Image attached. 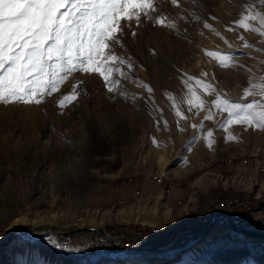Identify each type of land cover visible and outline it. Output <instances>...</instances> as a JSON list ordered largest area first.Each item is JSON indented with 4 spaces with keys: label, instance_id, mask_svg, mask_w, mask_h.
I'll return each instance as SVG.
<instances>
[{
    "label": "rangeland",
    "instance_id": "rangeland-1",
    "mask_svg": "<svg viewBox=\"0 0 264 264\" xmlns=\"http://www.w3.org/2000/svg\"><path fill=\"white\" fill-rule=\"evenodd\" d=\"M153 2L158 10L153 19L149 21L142 18L139 26L133 22L131 29L125 26L121 35L123 48H115L117 55L126 61L130 58L133 68L129 70L127 64L118 65L130 78H122L119 73H115L113 78L118 79L120 83L113 94L106 91L98 74L86 75L77 72L73 73L61 85L58 93L47 98V102L44 104L39 106L0 105V183L5 181L7 184L5 192L2 188V191L0 190V248L18 237L22 242L18 244L22 246L20 247L22 251L16 264H58L57 260L52 259L53 257H57L61 261L60 264H100L103 260L118 262V260L125 259L123 255H119V258L115 255L113 259L110 257L95 258L76 253L74 249L70 251L56 249L57 240L62 234L69 233L74 237H89L94 231L84 228H100L104 224L119 221L114 217V213L118 209H122L127 214L129 219L126 222L146 224V226L139 225L145 230H148V225L158 227V233H160H157L158 237L142 240L143 245L149 242L155 244L160 239L163 241L155 251L128 256L129 259H145L151 264H160L175 259L198 243L206 233L196 242L192 241L187 246L182 241L180 243L175 241L178 230L173 231L172 238H165L164 234L169 229L186 223L191 226H206L207 220L200 219V216L203 217L208 212V208L214 206L216 199L222 194L221 187L227 188L230 193H233L231 187L248 189L255 195L254 187L250 188V185L246 184L247 186L242 188L239 185L244 182L241 180V176L252 175L257 181H264V130L246 129L243 125H230L227 130L223 127L224 133L217 136L213 122L221 114L223 117L227 114L218 113L210 121L204 119L209 111L216 112L212 102L217 95L227 99L220 94L219 87L223 92L240 96H243L245 90L256 93L260 91L261 87H264V38L238 26L235 31L226 30V26L233 27L235 21L249 16L250 13H256L258 17L264 16V0H177L178 7L173 5L171 0H153ZM63 10L61 9V11ZM156 16L166 17L167 21L175 26L155 25ZM247 22L251 27L264 31V26L260 25L259 18L257 20L248 19ZM205 23L211 27L204 28ZM132 31H135V36L132 35ZM217 32L228 41L227 44L216 35ZM240 36H243L244 39H238ZM245 42L251 44L252 47H244ZM236 50L249 55L236 54ZM210 51L232 53L233 65L227 68L217 66L216 58L207 54ZM201 73L207 75L201 76ZM188 77L193 79L189 81ZM197 80L210 83L214 91L209 93L203 88V85L196 83ZM78 82H82L81 95L72 104L62 110L59 109L57 101L63 95L70 94L72 85ZM140 84L147 85L152 89V92L149 93ZM253 85L256 87H252ZM179 86L187 93L183 100L186 104L192 97V93L204 101L203 110L197 111L194 116H188L183 128L180 129L181 133L184 132L183 136L187 133L190 134V137L185 139L187 145L180 143V140L183 139L181 136L176 138V143L170 139L173 147L169 152V161L163 167L149 163L131 167L133 152H135L134 142L138 139V133L136 134L138 127L147 129V125H149L155 143L154 148L166 150L157 141V137L162 134L159 133L161 128L166 126L165 119L158 108L165 97L174 95ZM189 87H191V91H189ZM121 93L125 95H121ZM245 97L247 100L243 102L228 100L251 103L261 99L258 95ZM36 114L41 116L39 122L33 121ZM107 117L112 119L107 121ZM105 121L109 123V126L97 125L98 122L106 124ZM223 124L224 120H222ZM41 128L44 129L41 130ZM210 130L213 132L211 146L205 140V136ZM92 132L93 134H91ZM37 133L38 135L34 136ZM86 133L89 134L91 141L89 155L93 157L97 153L110 154L113 151L118 158L109 162L98 161L90 157L88 164L86 163V173L79 181L65 179L62 189L65 188L69 194L61 197L64 193H61L60 190V194L57 196L60 199L50 209L38 211L24 209L22 212L27 215L29 221L22 224L23 226L17 227L12 240L1 246V243L7 240L10 235V232H6L9 222L13 216L16 217L20 214L16 205L18 197L20 198L21 195L20 192L22 193L26 186H31L32 176L25 171H31L32 165L41 163L40 158L46 148L60 151L62 154L75 146L73 143L75 140L82 142L84 139L85 142L87 140ZM79 136H82V139ZM38 137L39 139H37ZM244 156H250L252 160L256 156V162H261L262 168L257 167L256 171L254 166L246 168L245 171L235 169L236 164H239ZM47 161L50 163V158ZM89 165L98 170L100 176L89 173ZM213 169L218 170L223 176L222 179L226 181L221 183L219 174L217 175L220 180L216 179L210 183H206L202 177L200 179L202 190L195 210L177 221L175 220L176 222L164 219L160 214L162 208L160 202L150 207L141 204L116 210L107 209L108 207L121 206L120 198L126 203L132 201L136 188L143 196L155 193L161 183L164 184L165 189L169 186L170 191L172 186L184 189L182 196L167 197L168 203L172 204L169 211L174 212L188 198L187 195L192 189V181L205 174L207 177L215 176L214 173H211ZM21 171H24L23 174L20 173ZM127 176L131 177V180ZM207 177L205 178L207 179ZM254 178L247 179L252 182ZM137 183L138 187L135 186ZM256 188L257 186H255ZM260 195L262 196L258 203L264 201V190ZM178 200L181 202L179 203ZM89 212H93L91 217L85 215ZM106 212L110 214L107 215ZM79 214L81 220H74ZM205 217L207 219L206 215ZM261 219H264V215L263 218L262 216L256 217L257 223L245 222L235 226L224 224L229 228H248L250 226L264 228V222ZM218 222L223 223L222 220ZM78 224L81 227H78ZM112 225L110 226L117 229L118 226ZM130 228V233L134 236L135 225L131 224ZM71 229L76 230L71 231ZM53 232H60V234L55 235ZM230 241L212 242L177 264H230L231 259L246 248L245 245L241 246L239 243L237 245ZM262 256L264 254L259 255V257Z\"/></svg>",
    "mask_w": 264,
    "mask_h": 264
},
{
    "label": "snow or ice",
    "instance_id": "snow-or-ice-1",
    "mask_svg": "<svg viewBox=\"0 0 264 264\" xmlns=\"http://www.w3.org/2000/svg\"><path fill=\"white\" fill-rule=\"evenodd\" d=\"M171 3L179 6L177 0H171ZM157 11L153 0H0V105L44 104L77 72L98 74L106 91L113 94L120 83L113 78L115 73L122 78H130L118 65L127 64L129 70L133 68L130 58L126 61L115 52L116 47L123 48L121 35L125 26L131 29L133 22L139 26L142 18L151 21ZM258 18L260 25L264 26V16L250 13L235 21L233 27L226 26V30L235 31L238 26L264 38V31L251 27L247 22ZM155 25L175 26L164 16H156ZM210 27L208 23L204 24V28ZM132 35H136L135 31ZM216 35L228 43L220 33ZM238 39L243 40L244 37ZM243 46L252 47L247 42ZM207 54L216 58L219 67L233 65L232 53L210 51ZM236 54L249 55L239 50ZM206 75L201 73V76ZM192 79L188 77L189 81ZM196 83L203 85L209 93L214 91L213 86L204 80ZM81 85L82 82L73 84L71 93L63 95L57 101V107L62 110L76 101L81 95ZM140 86L152 92L147 85ZM252 95L261 99L238 103L217 95L212 102L216 112L209 111L204 119L210 121L216 114L226 113L225 130L230 125L264 130V87L256 93L250 90L243 93V96ZM203 104L204 101L192 93L189 108L201 109ZM175 114L181 115L179 111ZM212 137L210 130L205 136L209 146Z\"/></svg>",
    "mask_w": 264,
    "mask_h": 264
},
{
    "label": "bare ground",
    "instance_id": "bare-ground-1",
    "mask_svg": "<svg viewBox=\"0 0 264 264\" xmlns=\"http://www.w3.org/2000/svg\"><path fill=\"white\" fill-rule=\"evenodd\" d=\"M220 89H221V87H219V90H218L220 92V94L224 95L229 100H236L238 102H243V101L247 100V97H245V96H240L238 94H233V93L226 92V91L223 92L222 89L221 90ZM186 94H187L186 91H184L183 88L179 86L175 90L173 96L165 97L164 101L162 100L163 102L159 105L158 109H159L161 115L163 116V118L165 119L166 126L161 128V130L159 132V133H162L160 135L161 138L157 137V141H159V143L161 144L160 146L166 150H157L156 148H154L155 143H154V140L151 136L152 131H150L149 125H147V129H145V127H142V128L138 127V130H136V134L138 133V136H137L138 139L135 140V142H134V147H135L134 151L135 152H133L134 153L133 154V162H131V164H130L131 167L138 166V165H141L143 163L156 164L157 166L163 167V165L169 161V152L173 147V143L170 141V139H172V141H174L176 143V138L181 136L183 139L180 140L181 141L180 143L186 144L185 139H188L190 137L189 136L190 134L187 133L183 136L184 132L181 133L180 129L183 128L185 120L188 116H190V115L194 116L197 114V111L200 112L203 110V107L201 109H196L194 107L190 109L188 104H186L183 101L184 98L186 97ZM169 96H170V94H169ZM177 111H179L181 113V115L179 117L176 116V114H175ZM40 117H41L40 114H36L33 117V121L39 122ZM104 118H105L104 120H106V117H104ZM89 119H90V117H89ZM108 119L111 120L112 118L107 117V121H108ZM226 119H227V115L225 117H223V114H221L213 122L214 127H215V133H217V136H221L224 133L222 120L225 121ZM89 121H91V120H89ZM92 121H93V119H92ZM107 121H105L106 124L98 122L97 125H102V124L104 126L108 125L109 123H107ZM44 123H42V124L44 125ZM46 124H48V123H46ZM93 125H94V123H93ZM43 127H45V126H43ZM86 128L88 129V127H86ZM42 129H44V128H41V130ZM45 129H46V127H45ZM101 131H103V130H101ZM38 133L35 134L34 136H37ZM83 133H85V132H83ZM91 134H93V132ZM42 135H44V134H42ZM39 137L37 139H39ZM80 137L82 139V136H79V138ZM85 137L87 139L85 142H84V139L82 142H81V140H78V141L75 140V142H73L75 144V146L72 145L73 148H69L68 150H66L62 154L60 151L58 152L54 149L49 150V148H46L45 149L46 151L43 152L42 157L40 158L41 163L39 162V164L37 163V164H34V166L32 165L30 167L31 171L26 170L24 168L26 170L25 172L26 173L29 172V174L32 176L31 177V186H29V187L26 186L24 188V190H22L23 192L22 193L20 192V194H21L20 198L18 197V200L16 202V205L18 208L17 210H19L18 213H20V214H18L19 216L17 215L16 217L13 216V218L9 222V224L6 228V232H10L9 236H11V238L7 242H4V244L1 243V246L6 245L7 243H9L12 240V238L15 235L14 230L17 227L23 226L22 224H25L26 222L29 221L27 215L24 212H22L24 209L25 210L32 209L33 211L45 210L47 208L50 209L52 206H54V204H56L58 202V199H60L59 197H57L58 194H60V190L62 191L61 193H64L63 194L64 196L61 195V197H65L66 194H69L67 192V190H65V188L62 189L64 187L63 184H64L65 179H69V180H73L74 182H77V181H79V179L81 177H83L85 175L86 168H87L86 163L89 161L90 157H92L91 155H89V153H90L89 148L91 147V141L89 139L90 136H89V134L86 133ZM76 142H78V143H76ZM170 142L172 143V145ZM35 154H36V151H35ZM174 154H175V151H174ZM48 158H50V163L47 161ZM92 158L96 159L98 161L106 160L109 162H113L118 157L115 154V152L112 151L110 154H108V153H97V154L93 155ZM93 161H95V160H93ZM241 164L244 165L243 163H241ZM88 170H89V173H91V174H94V175L100 174L99 171L96 170L95 168H92L91 165H89ZM241 170H244V169H240V171ZM22 172H24V171H21L20 173H22ZM211 173H214L215 176L213 175L211 177H207L205 174V175H201L200 177H198L192 181V189H191L189 195H187L188 198L185 200V203L183 205H181L180 207H177V205H176L175 208L176 207L177 208L174 210V212L169 211L170 210L169 208H172V204L170 205L168 203L167 197L164 198V188H161V187L155 193L146 194L147 197L144 200H143V198H141L139 200L133 199L132 201H130L128 203L123 201V202H120L121 206H119L117 208L108 207L107 209L108 210H112V209L116 210L118 208H126L127 206H130V205H141V204H143V205L145 204V205H148L150 207L151 205H153L155 203L159 204V202H160V207H162L160 210V214L164 217L165 220L171 221V222H176L178 219L184 217V215L195 210L200 192L202 190L201 180H200L202 177L204 178V181L206 183L207 182L210 183L212 181L214 182V180L216 181V179L218 181V180H220V178H221V183L226 181L225 179H222L223 176L218 170L213 169V170H211ZM217 174H219L220 178L218 177ZM205 177H207V179ZM249 177L254 178V176H252V175H249ZM249 177L241 176L240 178L244 182H241V183L238 182V183H240L239 185L242 188L243 187L245 188V186H247L246 184H249L250 188L254 187L253 189H254L255 195L252 191H250L248 189H239V188H235V187H231V188H233V193L228 192L227 188L221 187L222 192L230 194L228 196L234 197V198H236V196L240 192H243L245 197L249 199V202L258 203V200H260V198L262 196L260 194L264 190V181H257L254 178V180L252 179V182H250L251 180L249 181L247 179ZM0 178H1V176H0ZM1 182L2 183H0V190L2 188L5 192V190L7 189L5 185H7V184H5L6 183L5 181L4 182L1 181ZM255 186H257L256 189H255ZM216 187H218V186H216ZM223 193L218 198L222 197L224 195ZM236 193H238V194L234 195ZM2 196H5V195H2ZM217 199H216V201H217ZM216 201H215V204H216ZM210 212L215 217H212L211 219H207L208 221H207L206 226H202V227L197 226L198 228H196V226H191L187 223L185 225H178V226L172 227L171 229L168 230L170 232H166L164 234V237L172 238L173 231L178 230V231H176L177 235L175 236V241L178 243H180V241H182L183 244L188 246L189 243H191L192 241L196 242L198 239H200V237L204 236V234L206 233V235L198 243H196L195 245L190 247L188 250H186L185 253H182L181 255L176 257L175 259H172L169 261H164L160 264H177L181 260L185 259L186 257L193 255L197 251H200L203 247L209 245L210 243L215 242V241H220V240H222V241L223 240H226V241L231 240L230 242H232V243H236V244L239 243V245L240 244H241V246L245 245L244 247H246V248H244L243 252H241L239 255H235L231 259L230 264H264V256L259 257V255L264 254V228L263 227L259 228L256 226H250L248 228H237V227H233V228L230 227L229 228L225 224H227L229 226H235V225H239V224H242L245 222L239 221L238 223H235V222L230 221L228 219V217H216V216H218L220 214H224V213H225V215H228V214L231 215L232 213H230V211L223 213L222 211H219V210H217V211L210 210ZM92 213L89 212L85 215L87 217H91ZM109 214L107 213V215H109ZM114 214H115L114 215L115 219L119 220V221H114L115 223L110 222V223L104 224V225L100 226V228L89 227V228H84V229L94 231V233L91 235L93 237L96 233H98L99 231H102L103 227H105L107 225L114 224V225L118 226L117 229H119L123 225L129 226L131 224H134L135 228H136V230L133 231L134 236L130 233L131 228L127 232V235L130 238L129 240H132L133 238L134 239H139V238L154 239L153 236H155L159 232V229L157 226L148 225L149 226L148 230H145V229L140 228L139 225H141V226L145 225L146 226V224H137V223H134L132 221L126 222L129 218H128L127 214L125 212H123L122 209L116 210ZM252 216L253 217H260L261 215H256V216L252 215ZM254 219H256V218H254ZM74 220H76V221L81 220L80 214L76 215ZM217 220H222L223 223L217 222ZM122 221H125V222H122ZM248 221H252V220L248 219ZM16 225H18V226H16ZM78 227H81V225H79ZM150 227H152V228H150ZM185 227H187L191 230L195 229V230H193V236L192 237L185 239V236H183L181 234V231ZM210 227H211V229L207 232V230ZM73 230H76V229H71V231H73ZM28 231H30V230L28 229ZM53 234L58 235V234H60V232H53ZM158 234H160V233H158ZM62 236L63 235H61V237ZM91 236H89V237H86V236L72 237L71 243L76 247L80 246V244L84 243L85 240H87L88 238H92ZM19 242H21V241L17 237L15 239H13L8 245L0 248V264H16V261L19 260L18 257L20 258L19 255L22 251L20 249V247H22V246L18 245ZM162 242L160 243L159 247L162 245ZM195 242H193V243H195ZM56 249L58 251H67V250H62L61 247H59L57 245H56ZM147 252H151V251H146L145 249H137V252L112 253L111 255L96 256V257L91 256V255L90 256L95 257V258L110 257L112 259L115 257V255L117 256V258H119V255L125 256L124 257L125 259H122V260L117 259L118 262H113L111 260H103L102 262H100V264H151L148 260H145V259H140V258L139 259H129L130 257H128V256L141 255V254H144ZM252 253L256 256L251 255ZM110 258H108V259H110ZM52 259L57 260L58 264L61 263V261L58 260L57 257H53ZM152 264H156V263H152Z\"/></svg>",
    "mask_w": 264,
    "mask_h": 264
},
{
    "label": "built area",
    "instance_id": "built-area-1",
    "mask_svg": "<svg viewBox=\"0 0 264 264\" xmlns=\"http://www.w3.org/2000/svg\"><path fill=\"white\" fill-rule=\"evenodd\" d=\"M254 160L251 159L250 156H244L239 164L237 163L235 166V169H244L246 168H252L254 166L255 171L262 168L263 164L261 162H256V156L253 157ZM243 163L244 165H242ZM258 165V166H257ZM253 169V170H254ZM248 170V169H247ZM128 179L131 180V177L127 176ZM126 178V179H127ZM161 180V178H159ZM137 182V181H136ZM138 183L135 185L137 186ZM138 187V186H137ZM160 187L164 188V196L168 197L170 195V187H164V184L160 183ZM223 193V192H222ZM238 193L234 194L237 195ZM230 194L224 193V195L217 199L216 204L213 207L208 208V212L204 214L203 217L200 216V219H211L212 217H215L212 215L210 210H219L224 212L230 211L232 213L231 215H225L220 214L216 217H228V219L232 222L238 223L239 221L242 222H251V223H257L255 221L252 215H261L263 218L264 215V201L261 203H253L249 202V199L245 197L243 192H240L236 198L228 196ZM147 196H143L142 193H140V190L136 188L135 190V196L133 199H141L143 200ZM120 202H123L124 200L122 198L119 199ZM180 202V200H178ZM227 214V213H226ZM207 216V219L205 217ZM248 219H251L252 221H248ZM264 222V219H261ZM208 221V220H207ZM187 224V223H186ZM196 228H198L196 226ZM130 230V225H123L119 229H115L111 227L110 225H107L103 227L102 231H99L96 233L92 238H88L85 240L84 243H81L80 246H74L71 243V238L74 236H71L69 233L62 234L63 236L57 240L56 245L61 247L62 250H76V253L84 254V255H91V256H106L111 255L112 253H125V252H137V249H145L146 251H155L160 243L162 242L161 239L159 242L152 244L149 242L146 245L142 244V240H151L146 238H139V239H132L129 240V236L127 235V232ZM195 230V229H193ZM193 230L185 227L181 234L185 236L186 238H190L193 236ZM170 232V231H167ZM172 232V231H171ZM138 236V235H137ZM140 237V236H139ZM158 234L153 236V238H157ZM166 238V237H165ZM86 258V257H85Z\"/></svg>",
    "mask_w": 264,
    "mask_h": 264
},
{
    "label": "crops",
    "instance_id": "crops-1",
    "mask_svg": "<svg viewBox=\"0 0 264 264\" xmlns=\"http://www.w3.org/2000/svg\"><path fill=\"white\" fill-rule=\"evenodd\" d=\"M184 189H182L181 187L179 186H172V189H171V192H170V197H174L176 195L178 196H182L184 194L183 192Z\"/></svg>",
    "mask_w": 264,
    "mask_h": 264
},
{
    "label": "water",
    "instance_id": "water-1",
    "mask_svg": "<svg viewBox=\"0 0 264 264\" xmlns=\"http://www.w3.org/2000/svg\"><path fill=\"white\" fill-rule=\"evenodd\" d=\"M10 238H11V236H9V238L7 240H5L4 242H7ZM4 242L2 244H4Z\"/></svg>",
    "mask_w": 264,
    "mask_h": 264
},
{
    "label": "trees",
    "instance_id": "trees-1",
    "mask_svg": "<svg viewBox=\"0 0 264 264\" xmlns=\"http://www.w3.org/2000/svg\"><path fill=\"white\" fill-rule=\"evenodd\" d=\"M220 221V220H217V222Z\"/></svg>",
    "mask_w": 264,
    "mask_h": 264
}]
</instances>
